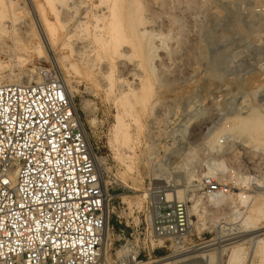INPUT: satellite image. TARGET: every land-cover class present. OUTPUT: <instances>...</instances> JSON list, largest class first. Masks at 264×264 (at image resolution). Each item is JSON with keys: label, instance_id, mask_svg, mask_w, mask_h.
I'll return each mask as SVG.
<instances>
[{"label": "rangeland", "instance_id": "obj_1", "mask_svg": "<svg viewBox=\"0 0 264 264\" xmlns=\"http://www.w3.org/2000/svg\"><path fill=\"white\" fill-rule=\"evenodd\" d=\"M141 1L146 6L145 29L154 34L144 52L128 37L119 46L125 56H116L110 46L89 56L74 47L79 35L67 38L61 32L51 50L62 66L58 69L52 58L34 49L40 35L34 5L42 6L51 21L57 14L89 16L94 11L108 16L115 11L123 20L129 0H0V21L6 28L0 32L4 81L25 80L30 71V82H38V75L65 78L88 127L115 211L110 216L111 264H121L118 258L127 238L117 239L123 226L118 221H139L148 208L149 196L141 199L144 193L163 192L188 202L195 227L185 239L187 248L235 230L250 206L264 203V143L258 144L248 131L233 129L245 119L264 121V0ZM22 34L30 38L27 51L16 41ZM10 47L23 53L24 64L13 59ZM119 119L130 125L122 127L130 132V140L118 130ZM220 160L225 169L213 177L232 188L228 199L210 205L205 203V180L213 162ZM243 195L249 197L246 204ZM198 200L199 212L193 207ZM257 218L255 225L261 229L256 234L264 237V216ZM182 250L168 241L143 264ZM253 263L260 264V259L255 257Z\"/></svg>", "mask_w": 264, "mask_h": 264}, {"label": "built area", "instance_id": "obj_2", "mask_svg": "<svg viewBox=\"0 0 264 264\" xmlns=\"http://www.w3.org/2000/svg\"><path fill=\"white\" fill-rule=\"evenodd\" d=\"M68 93L60 77L0 85V264H98L115 211L98 152ZM205 187L207 197L232 188L213 176ZM147 203L137 223L118 221L117 239L127 234L121 264L131 258L143 264L168 241L182 248L193 233L187 201L154 192Z\"/></svg>", "mask_w": 264, "mask_h": 264}, {"label": "bare ground", "instance_id": "obj_3", "mask_svg": "<svg viewBox=\"0 0 264 264\" xmlns=\"http://www.w3.org/2000/svg\"><path fill=\"white\" fill-rule=\"evenodd\" d=\"M9 3L13 4V2H9ZM76 3H78V2H76ZM10 6L12 7V5H10ZM41 7L42 6L37 7L34 5V14H35L34 18H35L36 23L38 24V27L40 28L39 41L34 46V49L38 52L37 54H39L40 56L46 55L48 58H52L54 60V64H56L58 69L61 68L62 66H60L59 61H57V60L55 61V59L51 53V50H53V47L55 46L56 36L61 32L64 33L67 36V38L70 36H73V35H76V36L79 35L78 37H81V38H79L77 40V43L75 44L74 47L76 48V51L78 50L77 52H81V51L83 53L86 52L87 54H89V56L91 54H93L94 52L100 54L101 49L107 48V47L109 48V46H110V49H111L110 51H112V53L116 54V56L122 57L123 51L125 50V48H124V50H122V49L120 50L119 46H121L124 42H126L128 37H130L131 40L135 43L138 51L144 52L147 45H149V43L152 41V39L154 37V34L152 31L147 32V30H146L147 28L145 29V26H146L145 24L148 22V20H146V18L144 17L143 10L146 8V6L144 5V3L141 0H129V4L127 3V6H125L126 9L124 10L122 8V10L125 11V12L124 11L123 12L126 15V18L123 20H122V18H120L119 14H117V13L115 14V11H113V14L111 16L106 15V13H98V12L94 11V12H92L93 14H91L89 16H87L86 13H85L86 15H84V16H82L81 14L79 16V15H77V12H75L73 14L72 13L71 14L66 13L62 17L58 16V14H57L58 11H57L56 12V14H57L56 20L51 21L45 14H43V9H42L43 7L42 8ZM88 12H89V10L87 11V13ZM1 14H3V13H1ZM2 30L5 31L6 28H5L4 24L2 23V21H0V32H2ZM149 32H151L152 34H150ZM23 33H24V31H23ZM28 33H31V32H28ZM62 33H61V35L63 36ZM32 35H34L33 32H32ZM28 36H30V34H28ZM64 38H65V36H64ZM29 39L25 38V36H23V34H22V38L16 40L17 42L20 41L23 43L22 48H20V49L25 50V51L28 50L29 45H30ZM57 40H58V38H57ZM0 44L3 45L4 42H0ZM63 44H64V42H63ZM131 44H132V42H131ZM70 46H72V45H70ZM16 47H18V46L16 45ZM7 49L10 51L11 56L13 57V59L16 60V62L18 64H24L25 61L27 60L23 56V53L16 51V49H13L12 47L7 48ZM123 56H125V55H123ZM96 57H98V55ZM146 57L148 58V56H146ZM88 61L90 63L93 62V58L89 57ZM146 63H148V61ZM5 65H4V62L2 60H0V70ZM61 65H63V64H61ZM71 66H73V65L71 64ZM151 67H152V64H151ZM106 71H107V69H106ZM106 71H104V72H106ZM153 72H154V70H153ZM27 75H28V78L26 77L25 80H20L18 78L17 81H11V83H29L31 80H33V79H31L34 76L33 71H30L29 74L27 72ZM37 77H38V81L39 80L41 81L44 79V77L40 76V75H38ZM62 80L64 81V83L67 87V91L69 92L68 94L70 95V97L73 98L74 95L72 94L71 89H69V87H68L69 85L67 84L68 80H66L65 78H63ZM149 80H150V78H149ZM108 81H109V79H108ZM4 83H6L4 81V77L0 75V85H2ZM128 92H130V91H128ZM140 96H141V94H140ZM126 104H127V102H126ZM121 116H122V114H121ZM246 117H248V116H246ZM118 118L119 117H117V119ZM122 118H123V116H122ZM132 118H134L133 115H132ZM248 118H250V117H248ZM92 121H94V119ZM139 121L140 120L138 119V122ZM125 123H124L123 119H119L117 128H118V130L122 129L123 130V132H122L123 137L129 138V140H130V138H131V137H129L130 132L123 129L124 127H127V125H129V124L126 125ZM136 127H138V126H136ZM140 127H143V126H140V124H139V129H140ZM233 129L248 131L249 135H252L253 136L252 138L254 140H256V142L258 144L263 145V143H264V121L261 117H255L252 120L245 119V120L239 122L238 125H236ZM119 135H121V134H119ZM118 139H119V137H118ZM121 140L123 141V139H121ZM120 156H121V153H120ZM118 158H120V157H118ZM97 162L99 163V165H101V158L98 157ZM211 167L212 168L209 169V174H211L210 176L215 177V175L218 171H223L225 169L224 160L214 161L213 165H211ZM156 177H157V175H156ZM104 184L107 185L106 180H104ZM237 194L239 195L240 193H237ZM148 196H150L148 193H144L141 199H144L145 197H148ZM168 196H169V194H168ZM242 197L244 199L242 202L244 204H246V201L248 200L249 197H247L246 195H243ZM228 198H229L228 195H224V194L220 193L217 195L208 196L207 200H205V203H208L210 205L211 204H221V202L225 201ZM142 202H143V200H139L138 204L140 205V204H142ZM201 202H202V200H198L197 203L193 206L194 209L198 212L200 210V206H202ZM253 205L250 206V209L247 213V217L243 220L242 224H240L238 227H236L235 230L220 234L210 242H206L204 244L197 245V246L195 245L194 247H191V248L190 247L187 248L188 246L185 247V245H182L183 250L179 254H177L176 256L166 257V258L159 259L156 261L147 262L145 264H153V263H158L160 261H164V263H162V264H225V257L226 256H228V258H229V261L227 260L228 264H254L253 260L255 257L260 259V264H264V237H260V234H256V232L258 230H260L261 228H259V227L257 228V226L255 225L256 224L255 219L259 216H264V203H262V205H256V206H253ZM142 207H140V208H142ZM190 212H191V209H190ZM238 212L241 213L240 211H238ZM193 225H194V222H193ZM193 231H194V228H193ZM222 232H225V230ZM111 238H112V234H111L110 229H106L105 235H104V240H103L102 251H101V255H100L98 264H111L110 260H109V255H108V250L110 247L109 243L111 242V241L109 242V240ZM246 243H249L251 245L249 250H247V248L245 247ZM180 244H182V242H180ZM249 244H247V245H249ZM123 250H126V247ZM129 264H141V263L136 262L135 260H133L131 258V261Z\"/></svg>", "mask_w": 264, "mask_h": 264}]
</instances>
